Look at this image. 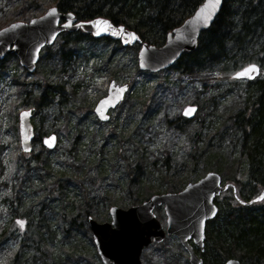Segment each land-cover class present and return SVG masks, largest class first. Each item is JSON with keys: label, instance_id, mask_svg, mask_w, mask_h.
<instances>
[{"label": "rangeland", "instance_id": "rangeland-1", "mask_svg": "<svg viewBox=\"0 0 264 264\" xmlns=\"http://www.w3.org/2000/svg\"><path fill=\"white\" fill-rule=\"evenodd\" d=\"M13 9L0 0L4 18ZM56 44L44 48L35 73L26 77L31 82L48 75L50 82L66 88L40 108L34 106L39 96L35 93L26 95L24 105L16 108L17 113L33 110L37 141L30 153L21 150L9 116L17 102L10 73H28L16 56L0 62V72L5 71L0 75V264L7 262L11 251L17 257L10 264H103L89 226L76 222L70 227L72 197H59L52 180L64 183L77 200L89 204L90 216L104 222L111 221V205L128 208L152 194L177 192L192 173L201 178L216 171L210 167L222 168L226 176L233 173L230 158L220 153L230 147L231 138L215 134L241 106L243 81L231 87L226 73L221 80V65L191 73L174 67L142 71L140 45L82 38L70 53H63ZM259 78H264V67ZM111 81L127 84L129 91L110 111L109 120L101 121L95 106ZM189 104L198 106L197 114L176 124ZM50 133L58 137L53 149L40 140ZM191 157L198 160L196 168ZM154 213L165 227L164 205H157ZM18 219L25 221L23 229ZM141 260L190 264L188 252L171 235L145 247Z\"/></svg>", "mask_w": 264, "mask_h": 264}, {"label": "trees", "instance_id": "trees-1", "mask_svg": "<svg viewBox=\"0 0 264 264\" xmlns=\"http://www.w3.org/2000/svg\"><path fill=\"white\" fill-rule=\"evenodd\" d=\"M6 1L12 4L14 9L7 13L6 18L4 13L0 15V28L14 21H29L42 15L49 7L57 6L64 13L73 12L78 20L106 17L115 24H122L136 31L143 41L160 46L167 34L192 15L204 0ZM82 38L97 40L79 30L75 33H62L56 45L60 46L59 49L63 53H70L73 45ZM105 41L107 44L112 42L109 39ZM114 42L120 45L119 41ZM13 56L9 55L6 59ZM249 63L264 67V0H223L222 8L212 25L200 34L196 49L184 52L173 67L191 73L203 72L210 67L221 65L218 74H222L220 79L223 80L224 73L228 74L225 80L233 87L238 80L232 78L231 73ZM4 72H0V75ZM26 76L30 74L24 76L22 73H10L11 83L17 89V102L9 112L11 121L13 119L11 128L15 127L16 135V108L24 105L26 95H39L34 106L40 108L47 98L59 95L60 90L66 88L50 82L48 75L37 76L36 80L31 82ZM243 82L245 88L241 106L215 134L218 137L230 136V147L220 149V153H225L230 158L234 169L231 176L223 174L220 167H210L209 170L214 169L221 173L226 179L225 182H232L236 192L233 187H229L215 199L219 212L216 218L207 224L205 250L200 252L205 264H224L229 258H235L242 264H264V200H255L264 190V78ZM180 121L186 119L180 115L175 123ZM40 135L42 136V133ZM213 159L220 160L217 156ZM190 160L193 162V168H196V157H191ZM192 174L178 189L199 179L198 175ZM52 181L59 197H72V212L67 214L70 217V227L76 222L80 227H88L87 218L92 214L89 204L84 203L82 198L77 200L64 183ZM5 234L6 231H3L1 236ZM12 252L7 254L5 264L16 260L17 253Z\"/></svg>", "mask_w": 264, "mask_h": 264}, {"label": "water", "instance_id": "water-1", "mask_svg": "<svg viewBox=\"0 0 264 264\" xmlns=\"http://www.w3.org/2000/svg\"><path fill=\"white\" fill-rule=\"evenodd\" d=\"M204 2L205 0L201 4ZM222 5L223 0H221L218 10L212 14L207 25L195 19L196 9L192 15L167 34L164 43L160 46L144 42L136 31L127 28L125 25L115 24L106 17L78 20L73 12H71L72 17H68L69 12L64 13L57 6H52L44 14L34 17L28 22L16 21L0 29V61L8 55L14 54L18 57L20 64L32 73L36 70L41 50L46 46L53 45L60 33L82 30L94 38L120 40L125 47L139 44L138 64L140 70L159 72L171 67L184 52L196 49L200 34L212 25ZM53 8L56 9V13L49 14ZM96 18L108 20L114 28H119L122 25L124 32L135 33L139 39L126 42L129 38L123 34L114 36L110 32H101L97 35L96 27L87 23V21ZM69 19H71L72 24L65 27L64 24ZM81 22H85L83 26L76 27V24ZM141 49H143V53H141ZM142 64L143 66H141ZM247 65L237 69L236 72ZM255 65L257 71L251 75V78L234 77V75L233 77L244 80L256 79L260 74L261 67L258 64ZM113 83L116 88L122 87L123 92L117 93L116 88L111 87ZM127 90L126 84L117 85L115 81H111L107 95L101 98L95 106L97 117L102 121H107L110 117L108 112L123 100ZM117 95L120 96L118 100L116 99ZM108 98L114 103H101ZM98 107L100 111H97ZM185 109L193 110L190 115H185ZM197 109L196 105H188L182 112L183 116L192 119L197 113ZM26 110L29 111V114L22 116ZM101 112L106 118L101 116ZM31 119V109H25L19 113L20 145L24 152H31L33 149L35 131ZM46 139H49L51 146L49 143H45ZM42 143L49 149L54 148L57 143L56 134L52 133L46 136ZM229 185L222 182L219 173L209 171L198 181L188 183L179 192L153 194L140 204L131 205L128 208L117 205L110 206L111 221L99 222L94 217L89 216L87 222L103 264H142L143 249L152 242H162L167 235L176 236L180 240L189 254L190 264H204L203 259L195 251L194 245L200 250H204L207 223L214 219L219 212L215 198L226 191ZM261 193H264V190ZM157 205H164L167 217L165 228L153 212ZM201 221H203V225H201ZM228 261H232V264H242L235 258L227 259L224 264H228Z\"/></svg>", "mask_w": 264, "mask_h": 264}, {"label": "snow or ice", "instance_id": "snow-or-ice-1", "mask_svg": "<svg viewBox=\"0 0 264 264\" xmlns=\"http://www.w3.org/2000/svg\"><path fill=\"white\" fill-rule=\"evenodd\" d=\"M221 4V0H205V2L203 4L200 5V7L196 10L195 13V19H197L198 21L202 22L203 24L207 25L209 20L212 18V14L218 10L219 5ZM56 13V9L53 8L50 10L49 14H55ZM68 17H72V13L69 12ZM83 23L85 22H81L76 24V27H82ZM87 23L89 24H93L96 29H97V35H99L101 32H110L112 35L114 36H121L122 34L126 37H128V41L126 42H131L132 40H138L139 37L136 36L135 33L132 32H124L123 26H119V28H114L110 22L106 19L103 18H96L95 20L92 21H87ZM72 21L71 19H69L68 21L65 22L64 26L65 27H69L71 26ZM53 35H55V33H53ZM195 42V41H193ZM141 53H143V49H141ZM143 66V64L141 65ZM257 71V66L255 64H249L246 67H244L242 70L234 73V77H249L251 78V75ZM112 88H116V85L113 83V85L111 86ZM123 88H116L117 93H122L123 92ZM120 98L119 95L116 96V99L118 100ZM102 104L105 103H114V101H112L110 98L106 99V101H102ZM193 109H185V115H190L191 111ZM97 111H100L99 107L97 108ZM29 114V111H25L24 113H22V116H27ZM101 116L103 118V112L100 113ZM45 143H49V139L45 140ZM49 146H51V144L49 143ZM210 175H212L210 173ZM255 199L257 200H264V193H261L259 196H257ZM241 203H243V201H241ZM214 214V213H213ZM17 224L20 226L21 229L24 228L25 226V221L22 219H18L17 220ZM201 225H203V221H201ZM228 264H232V261H228Z\"/></svg>", "mask_w": 264, "mask_h": 264}]
</instances>
